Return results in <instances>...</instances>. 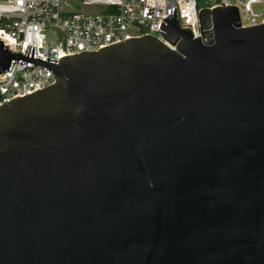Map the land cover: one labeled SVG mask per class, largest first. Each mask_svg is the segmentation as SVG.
<instances>
[{"label":"water","instance_id":"95a60500","mask_svg":"<svg viewBox=\"0 0 264 264\" xmlns=\"http://www.w3.org/2000/svg\"><path fill=\"white\" fill-rule=\"evenodd\" d=\"M199 21L0 106V264H264V24Z\"/></svg>","mask_w":264,"mask_h":264},{"label":"built area","instance_id":"2783aa9c","mask_svg":"<svg viewBox=\"0 0 264 264\" xmlns=\"http://www.w3.org/2000/svg\"><path fill=\"white\" fill-rule=\"evenodd\" d=\"M0 0V46L12 59L0 70V106L55 83L52 67L65 56L96 52L122 41L154 36L173 15L193 39L202 10L233 6L240 28L264 24L263 0ZM260 7V11L255 9Z\"/></svg>","mask_w":264,"mask_h":264},{"label":"rangeland","instance_id":"374dc122","mask_svg":"<svg viewBox=\"0 0 264 264\" xmlns=\"http://www.w3.org/2000/svg\"><path fill=\"white\" fill-rule=\"evenodd\" d=\"M207 5H208V3H206V0H199V2H198V6L200 9H204ZM260 9H261L260 7H257L255 10L257 12H259Z\"/></svg>","mask_w":264,"mask_h":264}]
</instances>
